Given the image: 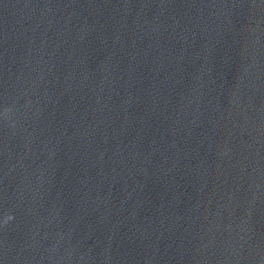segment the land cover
<instances>
[{"label":"water","instance_id":"1","mask_svg":"<svg viewBox=\"0 0 264 264\" xmlns=\"http://www.w3.org/2000/svg\"><path fill=\"white\" fill-rule=\"evenodd\" d=\"M0 264H264V0H0Z\"/></svg>","mask_w":264,"mask_h":264},{"label":"clouds","instance_id":"2","mask_svg":"<svg viewBox=\"0 0 264 264\" xmlns=\"http://www.w3.org/2000/svg\"><path fill=\"white\" fill-rule=\"evenodd\" d=\"M13 218H14V217H12V216L7 217V219L5 220V223H7L8 220H11V219H13Z\"/></svg>","mask_w":264,"mask_h":264}]
</instances>
